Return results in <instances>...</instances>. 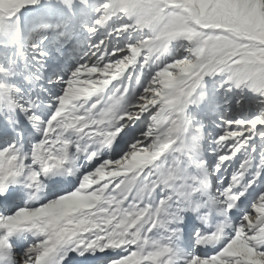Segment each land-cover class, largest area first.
<instances>
[{"label":"snow or ice","instance_id":"6c2138e0","mask_svg":"<svg viewBox=\"0 0 264 264\" xmlns=\"http://www.w3.org/2000/svg\"><path fill=\"white\" fill-rule=\"evenodd\" d=\"M0 264H264V0H0Z\"/></svg>","mask_w":264,"mask_h":264}]
</instances>
